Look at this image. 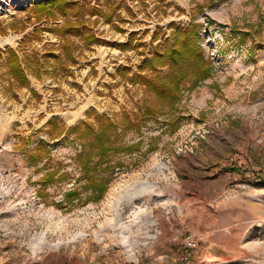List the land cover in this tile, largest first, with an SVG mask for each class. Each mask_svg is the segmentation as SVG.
Masks as SVG:
<instances>
[{"label": "rangeland", "instance_id": "374dc122", "mask_svg": "<svg viewBox=\"0 0 264 264\" xmlns=\"http://www.w3.org/2000/svg\"><path fill=\"white\" fill-rule=\"evenodd\" d=\"M46 1L0 0V264H264V207H235L264 193L253 178L264 173V0H75L77 18L71 7L35 14ZM67 19L84 23L79 33L59 34ZM191 23L210 73L187 76L170 110L135 75L175 24ZM7 47L29 86L11 77ZM93 112L125 148L137 144L116 155L98 200L85 199L83 142L68 131ZM52 168L65 176L47 181Z\"/></svg>", "mask_w": 264, "mask_h": 264}, {"label": "trees", "instance_id": "16d2710c", "mask_svg": "<svg viewBox=\"0 0 264 264\" xmlns=\"http://www.w3.org/2000/svg\"><path fill=\"white\" fill-rule=\"evenodd\" d=\"M52 6H56L58 12L65 13L67 7H71V16L78 17L80 6L75 0H48L39 2L33 5L35 14L43 13ZM126 6V5H125ZM127 11L130 9L126 6ZM91 14L95 11L90 10ZM115 12V6L109 8V12L104 15L106 20H110L111 15ZM80 14V15H79ZM121 18L120 15H117ZM84 23L80 21L65 20L59 27L60 35L77 34L80 31V26ZM197 23L190 25L175 24L168 38L161 43H157L151 52L150 56L140 65L139 72L136 73L135 79L142 84L152 95L156 102L165 104L170 110L173 109L175 101L179 97L181 83L187 76H192V83L196 84L199 80L204 79L210 73V59L204 53L201 45L196 39ZM86 30L87 42H101L93 33L84 27ZM158 31L155 29L150 40L155 42L158 39ZM131 36L125 43H113V46L126 49L131 44ZM70 41L62 43L63 48H67ZM6 63L10 69V75L21 87L29 86L24 70L21 66L17 52L12 47L6 49ZM66 56L70 57V53L66 52ZM33 59L38 63L37 56L33 55ZM60 67L66 69V64L60 62ZM166 67L167 71L163 74H158L157 68ZM118 72L124 73V68H118ZM145 71V72H144ZM150 71L153 73H146ZM152 109L145 105L144 113L152 114ZM89 115V114H88ZM94 123H87L82 127L73 125L68 128L70 133H74L80 141L82 148L77 153V160L81 166L82 173L86 179V188H88L93 197H85V199L98 200L104 193L107 184L113 179L116 168L122 167V162L116 158L120 151L134 150L137 144H131L124 147L119 135L112 136L113 123L109 119H105L101 114L93 112L90 116ZM61 133V130L58 134ZM101 167V168H99ZM58 174V178H63V172L59 169L52 168L47 170L44 175L47 181L53 180ZM81 186L76 185L73 189H69L63 194V200L72 204L75 200L80 199Z\"/></svg>", "mask_w": 264, "mask_h": 264}, {"label": "crops", "instance_id": "0c3cea01", "mask_svg": "<svg viewBox=\"0 0 264 264\" xmlns=\"http://www.w3.org/2000/svg\"><path fill=\"white\" fill-rule=\"evenodd\" d=\"M256 180L259 179L262 181V183H260L261 185L259 186V190H262L260 192H264V173L260 175V178L257 177H253ZM261 194L264 193H260L258 196L259 197H242L241 201L235 205V207H264V198L262 197ZM227 207H231V205H227Z\"/></svg>", "mask_w": 264, "mask_h": 264}, {"label": "built area", "instance_id": "2783aa9c", "mask_svg": "<svg viewBox=\"0 0 264 264\" xmlns=\"http://www.w3.org/2000/svg\"><path fill=\"white\" fill-rule=\"evenodd\" d=\"M179 150L180 151H184V152H186V151H190L191 152L192 151V147L191 146L189 147L188 145H185L184 149L180 148ZM187 245H191L190 239L187 240Z\"/></svg>", "mask_w": 264, "mask_h": 264}]
</instances>
